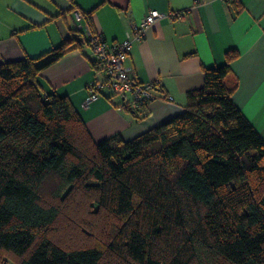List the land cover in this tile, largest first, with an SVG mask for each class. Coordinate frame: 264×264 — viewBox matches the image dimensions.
I'll use <instances>...</instances> for the list:
<instances>
[{
	"label": "trees",
	"instance_id": "16d2710c",
	"mask_svg": "<svg viewBox=\"0 0 264 264\" xmlns=\"http://www.w3.org/2000/svg\"><path fill=\"white\" fill-rule=\"evenodd\" d=\"M74 33L41 63H0V264H264V140L232 100L238 51L201 68L179 114L98 142L39 81L91 46Z\"/></svg>",
	"mask_w": 264,
	"mask_h": 264
},
{
	"label": "crops",
	"instance_id": "0c3cea01",
	"mask_svg": "<svg viewBox=\"0 0 264 264\" xmlns=\"http://www.w3.org/2000/svg\"><path fill=\"white\" fill-rule=\"evenodd\" d=\"M230 1L0 0V63L27 57L41 63L72 31L85 38L88 12L93 29L109 44L123 40L131 23L150 10L179 12L175 18L157 19L134 39L126 59L133 78L157 81L146 115L129 108L130 95L109 89L82 106L89 95L88 83L103 79L85 40L72 43L64 55L41 69L43 90L66 96L95 141L114 135L131 140L183 111L187 92L202 86L201 68L223 64L225 52L235 48L238 57L231 67L238 87L232 100L264 140V0H239L238 13Z\"/></svg>",
	"mask_w": 264,
	"mask_h": 264
},
{
	"label": "built area",
	"instance_id": "2783aa9c",
	"mask_svg": "<svg viewBox=\"0 0 264 264\" xmlns=\"http://www.w3.org/2000/svg\"><path fill=\"white\" fill-rule=\"evenodd\" d=\"M180 13L160 12L150 10L138 22H132L130 30L126 32L123 40L109 44L104 40L102 34L87 30L86 37L91 43L94 53V59L103 71V79L92 80L88 83L89 95L83 102L82 106L87 107L91 102L98 99L103 89H109L117 95H130L129 108L143 114L149 103L155 98L154 89L157 81L140 82L133 78L126 65V59L131 49L134 39L141 38L144 32L157 19L175 18ZM168 100H172V96H167Z\"/></svg>",
	"mask_w": 264,
	"mask_h": 264
}]
</instances>
